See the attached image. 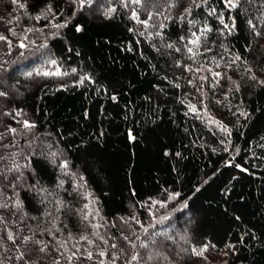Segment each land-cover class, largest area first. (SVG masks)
<instances>
[{
	"label": "trees",
	"instance_id": "obj_1",
	"mask_svg": "<svg viewBox=\"0 0 264 264\" xmlns=\"http://www.w3.org/2000/svg\"><path fill=\"white\" fill-rule=\"evenodd\" d=\"M21 2L0 0V168L24 177L0 176V264H264V0Z\"/></svg>",
	"mask_w": 264,
	"mask_h": 264
},
{
	"label": "snow or ice",
	"instance_id": "obj_2",
	"mask_svg": "<svg viewBox=\"0 0 264 264\" xmlns=\"http://www.w3.org/2000/svg\"><path fill=\"white\" fill-rule=\"evenodd\" d=\"M13 4H17L19 6V8L21 9H26L27 8V4L25 2H21V0H12ZM96 2V0H72V3L73 4H76L78 5V10H83L85 9L86 7L90 8L94 3ZM133 3H136V4H139L141 2V0H132ZM204 3L207 2V0H203ZM224 3H225V6L228 7L229 9H235L238 7L239 3H240V0H224ZM192 4L195 5L196 8H199L201 5L199 3H197V0H192ZM116 11V8L115 7H111V8H107L104 12V15L106 18H111L112 17V14ZM215 10L213 9V12ZM185 13L190 17L192 15V8L191 6L189 8H186L185 9ZM47 14H52L54 16V13H52V6L50 4L46 5L44 9H41V12L40 14H38L35 19L39 20L41 18H43L45 15ZM211 14V13H210ZM132 18L137 20L138 22L140 23H143V24H147V21H140L139 20V17H138V14L135 10H133L132 12ZM149 19H151V16H149ZM167 19V18H166ZM180 20L183 21L184 20V15H182L180 17ZM189 24H195V21L194 20H189L188 21ZM221 23H223V19L221 18ZM251 23V22H250ZM66 26V23L65 24H54L53 27L55 28H62V27H65ZM164 25H161V28H163ZM233 27H234V24H233ZM253 27H255L253 25ZM224 28H229V25L227 24H224ZM77 31H81L82 28L81 26H77L76 28ZM28 31H32V29H28ZM211 31L210 28H203L201 29L200 31V35H197L195 32L192 33V36L195 37L194 39H190L188 41L189 44H193V45H198L200 43V40H201V36H203L205 33ZM15 34V33H13ZM157 35H160V33H157ZM257 35H259V33H257ZM24 39L26 40L27 39V36L24 37ZM181 40H184V37L182 36L180 38ZM0 41H7L9 46H11V41L8 40V38L6 36H4L3 34H0ZM34 43V41H33ZM19 47L20 48H26L28 47V45H26L23 41H21V43L19 44ZM167 47L171 48L173 47L172 44H168ZM187 47V45H186ZM180 49L177 48L176 51H179ZM187 51L189 53H191L193 51V49L191 47H188L187 48ZM236 59H240L239 56L236 57ZM52 64H55L56 61L55 60H52L51 61ZM73 71H75V69H73ZM210 71V70H209ZM248 71H251V69H248ZM67 74V73H65ZM28 75H32V73H28ZM42 75L44 76H48V75H61V73L59 71L55 72V73H49V72H43ZM215 76L219 77L221 74L219 72L217 73H214ZM253 80L256 79V77L253 75L251 77ZM87 79V77H86ZM201 79H206L205 77H201ZM81 83H83V80L80 81ZM259 83L261 84H264V81H259ZM0 96H6V93L3 92V91H0ZM113 99H115V97H113ZM191 111L195 112L196 111V108L195 106H191ZM6 114H10V113H6ZM215 123H219V122H215ZM24 127L25 128H32V127H35L34 124H30L28 121H24ZM221 127L223 128L224 131H228L226 127H224L223 125H221ZM9 131L12 132V133H16V129L15 128H9ZM3 135L2 133H0V139L3 138ZM5 147H8V145H5ZM17 155V153H13L12 156L15 157ZM53 157H55V153L52 154ZM7 159V157H3V156H0V161H3ZM25 167H27V165H25ZM60 167L62 169H67L68 168V162L67 161H63L61 164H60ZM20 168L21 166L18 165V164H15L13 163V165L11 167H8L6 172L3 168H0V176H3L4 179H8V175L7 173H17V175L14 177V180L10 182V186L15 189L16 186H17V183H19L22 179H24L23 177V172L20 171ZM244 169H242L243 171ZM81 179H83V177H81ZM62 183V182H61ZM30 188H35V185H30L29 186ZM41 192H44L46 191V189H40ZM15 196L17 197V199H15V201H13V205L15 208H22L23 205H22V202L19 200V193H14ZM3 195V188H0V196ZM177 196L179 195L178 193L176 194ZM9 200H11V197L8 198ZM153 203H157L156 201H153ZM9 207V204L7 202H3V201H0V208H7ZM87 207V205L85 206ZM90 214V213H89ZM87 217H85L86 219ZM133 219H136L135 217H133ZM4 223V218L2 216H0V224H3ZM137 223H139V221L137 220ZM96 227H99L98 225ZM145 231H147V229H145ZM7 237L10 241H12L14 244L16 242L15 238H14V234L11 232V231H8L7 233ZM81 239H84V240H87V237H81ZM125 239L127 240L128 237H125ZM23 240L25 242L27 241H30L32 240V237H24ZM34 243L36 245H43L42 247H39V251L40 252H44L47 248V245L44 244L43 241H39V240H36L34 241ZM89 243H91V241H89ZM131 243V242H130ZM0 247H2V243H0ZM113 248L116 247L115 244L112 245ZM132 247L135 248L136 245L135 243H132ZM141 247H146V245L144 244H141ZM212 247H215L214 245ZM208 250V245H204L203 248L197 250L196 248H193L192 251L194 254L198 255V256H203V253L206 252ZM75 255V254H73ZM101 256H104L105 253L104 252H101L100 253ZM25 257V253H20L19 256L16 257L17 260H23ZM92 257V254L91 253H88V259H91ZM139 258V254L136 253L134 255H132L131 257V261H136L138 260ZM69 259H71V257H69ZM149 259H151V256L149 257ZM56 264H59V261L56 262Z\"/></svg>",
	"mask_w": 264,
	"mask_h": 264
}]
</instances>
